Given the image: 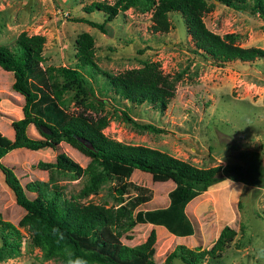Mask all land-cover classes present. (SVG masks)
<instances>
[{"label": "rangeland", "instance_id": "374dc122", "mask_svg": "<svg viewBox=\"0 0 264 264\" xmlns=\"http://www.w3.org/2000/svg\"><path fill=\"white\" fill-rule=\"evenodd\" d=\"M91 1L101 0H0V45L11 47L20 32L42 35V66H71L75 36L86 31L93 38L94 59L101 70L116 74L150 61L158 63L162 73H179L173 97L162 111L145 102L130 105L125 100H110L99 112L108 119L104 135L122 143L156 148L200 168L234 166L244 179L250 180H231L234 183L228 190L220 182L230 179L218 173L210 188L188 201L184 210L196 224L193 236H174L162 226L145 223L132 226L126 232L130 238L121 236V241L132 246L154 230V261L164 264L165 257L176 246L207 249L220 230L229 226L235 235L221 256L214 259L205 256L200 264H264V58L216 65L195 51L179 14L167 15L170 27L166 33L153 34L149 29L150 12L131 7L107 20L99 11L84 12L83 6ZM102 1L110 4L114 0ZM83 17L104 21L105 32L78 21ZM203 22L219 35L235 34L239 46L264 50V19L249 9L239 11L215 2L203 15ZM96 82L92 83L95 94L102 98L104 90ZM11 83V73L0 68V133L10 138V123L21 117L23 104L21 95L11 89ZM62 96L63 109L75 112L72 92ZM137 124H150L158 131L140 129ZM26 133L39 137L32 124L27 126ZM57 147L81 168L88 162L87 157L63 142ZM55 153L50 148H18L7 152L1 163L14 171L22 185L36 179L80 203L118 205L112 182H103L95 193L79 197L82 175L72 177L39 165L53 162ZM128 180L151 192V208L167 204L170 181L154 182L138 170H133ZM134 193L129 190L122 196ZM0 212L21 235L18 253L0 252V264H60L56 259H42L40 251L28 245L27 229L17 226L23 211L3 183L1 172ZM168 264L185 263L174 258Z\"/></svg>", "mask_w": 264, "mask_h": 264}, {"label": "trees", "instance_id": "16d2710c", "mask_svg": "<svg viewBox=\"0 0 264 264\" xmlns=\"http://www.w3.org/2000/svg\"><path fill=\"white\" fill-rule=\"evenodd\" d=\"M215 2L239 11L249 9L264 19L263 0H252L251 4L249 0H114L110 4L101 0L91 1L83 10L99 11L107 20L131 7L150 12L149 29L153 34L166 33L170 27L167 15L176 13L181 16L195 51L211 63L222 65L233 60L249 62L264 58L263 49L239 46L235 34L219 35L205 26L203 15ZM79 20L105 32L104 21L84 17ZM43 43L42 35L20 32L11 47L0 45V68L11 73V89L23 100L21 117L10 123L12 137L0 133V172L15 204L23 211L17 226L27 229L28 245L37 248L42 259H56L60 264H74L78 259L86 260L87 264H156L154 230L132 246L123 243L121 236L129 239L126 232L135 224L145 223L162 226L174 236H193L196 224L184 210L188 201L210 188L218 173L230 180L250 182L234 166L200 168L156 148L122 143L104 135L108 119L99 112L110 100H125L130 105L145 102L162 111L173 97L175 83L181 77L179 73H162L159 64L150 61L116 74L101 70L94 59L93 38L86 31L75 36L71 66L43 67ZM97 80L99 89L104 90L102 98L96 96L92 85ZM65 92H72L77 106L73 113L62 107ZM30 124L39 137L27 135ZM137 126L158 131L150 124ZM60 142L87 157L86 165L81 168L60 151L57 147ZM18 148L55 150L53 162H39V165L72 177L82 175L79 197L95 193L103 182H112L118 205L80 203L63 196L55 186L48 187L36 179L22 185L14 171L1 163L7 152ZM133 170L148 174L154 182H171L165 206L150 207L151 192L128 180ZM129 190L134 195L123 198ZM234 235L232 228L224 226L207 249L178 245L165 257L164 264L174 258L185 264H200L205 256L218 258ZM20 240L18 228L0 212V252L17 254Z\"/></svg>", "mask_w": 264, "mask_h": 264}, {"label": "clouds", "instance_id": "9594fccd", "mask_svg": "<svg viewBox=\"0 0 264 264\" xmlns=\"http://www.w3.org/2000/svg\"><path fill=\"white\" fill-rule=\"evenodd\" d=\"M221 184H226L228 186V190H229V186L231 184H233L234 182L231 181V180H225L223 182H220ZM232 192H235V193H239L238 191H232ZM74 264H87V261L86 260H83V259H78L74 262Z\"/></svg>", "mask_w": 264, "mask_h": 264}]
</instances>
